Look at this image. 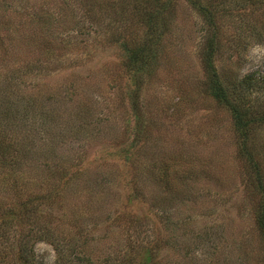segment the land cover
Masks as SVG:
<instances>
[{
    "label": "rangeland",
    "instance_id": "374dc122",
    "mask_svg": "<svg viewBox=\"0 0 264 264\" xmlns=\"http://www.w3.org/2000/svg\"><path fill=\"white\" fill-rule=\"evenodd\" d=\"M77 1L88 3L89 15ZM126 3L0 0V69L18 70L9 82L0 77L1 110L14 116L16 134L27 136L21 144L34 159L32 173L45 176L47 161L56 165L48 180L71 174L63 189L65 212L81 211L74 221L90 243L82 251L73 244L64 260L118 264L119 254L133 252L136 264L139 258L144 264H264V239L254 221L264 197L250 166L258 164L264 184V125L249 135L247 160L238 153L229 113L205 92L199 57L206 33L214 31L219 73L230 79L253 74L249 98L263 110L262 19L252 21L255 14L228 0L213 29L187 0H171L158 29L165 33L159 64L143 76L145 117L138 132L126 99L132 78L122 46L129 34L141 44L147 32ZM166 160L177 166L165 188L157 177ZM0 192L14 193L1 184ZM42 203L34 217L39 224L61 221L77 234L57 195ZM31 242L34 264H56L52 243ZM0 264H7L2 250Z\"/></svg>",
    "mask_w": 264,
    "mask_h": 264
},
{
    "label": "trees",
    "instance_id": "16d2710c",
    "mask_svg": "<svg viewBox=\"0 0 264 264\" xmlns=\"http://www.w3.org/2000/svg\"><path fill=\"white\" fill-rule=\"evenodd\" d=\"M227 1L187 0L191 8L199 14L204 24L210 28L213 27V29L214 27H218V24L222 21L223 14H226L222 3ZM236 1L239 2L240 10L242 9L243 12L247 10L251 11L260 18L255 19V15H253L252 21L262 19L260 21L261 26H258L262 29L264 27V0ZM170 2L171 0H130V3L124 5L129 7L133 14L139 15L137 21L145 25L147 32L146 39L141 44L133 41L131 34H129L122 46V50L124 51L123 65L126 66V70L132 78L130 80L131 86L127 89L126 99L128 101L129 113L136 118L134 119V127L138 132L142 128L145 117L143 114L142 100L140 98L141 87L145 82L143 76L144 74H153L159 64L158 54L161 51L162 38L165 33L158 29L164 28V14L171 11L172 5ZM78 3L77 1V7L79 6L82 8L84 14L89 15L90 10L88 9L90 6H87L88 3L86 1ZM101 3L100 1L99 4ZM43 22L46 23L45 21ZM242 22L245 23L243 17ZM46 29L47 27H45ZM206 35L207 37L199 53L204 75L203 85L206 89L205 92L229 113L233 130L238 139V153L244 155L249 160L251 159L247 143V140L250 138L249 135L250 133L252 134L255 127L264 125V109L255 107V104L249 98L254 88L253 74L244 75V77L239 79H230V77L221 76L214 62L215 55L220 48L217 40L218 35L216 33V36H214V31L208 32ZM1 42L2 48L6 49V45H4L3 41ZM154 67H156L155 70ZM17 71V69L11 71L2 67L0 69V77L2 80L9 82L15 79ZM2 107L3 105L0 103V184L5 187L7 192L11 189V193H13L12 191L14 193L12 194L13 200H11V205H8V203L12 199V196H0V251L2 250L4 252L7 264H34V262H37L36 260L34 261L35 254L30 251L32 248H28L27 245L31 240L33 241L31 243L44 240L53 244L55 252H57L56 264H67L66 260L70 259L67 258L64 260V258L69 250L73 252V244H78L81 251L85 247L90 246V243L79 234L83 226L74 221L76 219L75 216L81 218V211H77L74 215H67L65 212V208L69 203L65 202L66 193L63 192V189L72 179L70 176H66L70 173L58 172L59 175L57 177L54 176L53 181L52 178L48 180L51 177L50 171L56 165L48 164L47 161L44 164L45 172H47L45 176L40 177L39 174L32 173L28 167L34 164V159L31 155L29 156L22 151L23 145L21 144L22 141L25 143L27 136L19 137L16 134V129L11 128L12 123H14V116L6 115V109L1 110ZM48 127V123H42L41 129L48 131ZM40 140L42 142L44 141L42 146H48L47 138L44 140L41 137ZM130 155L131 152H126L125 158L129 159ZM175 166L177 164L175 165V163L168 160L165 161L163 166H160L157 179L161 185L164 183L169 187L168 185L172 183L170 173ZM250 166L254 168L257 188L261 194L263 193L264 197V184L261 170L258 164L253 163ZM28 183H33V185L29 187ZM0 193L2 194V192ZM26 193L28 195H25ZM56 195L60 199L64 220L76 228L77 234L75 236H72L70 230H66L61 221L49 224L48 221L43 220L44 223L39 224L40 219L35 220L34 218L40 204H43V201H48V199L50 200V198ZM3 198L7 202H3ZM254 221L264 239L263 203L254 211ZM32 223L35 224L33 225ZM15 227L19 228L17 229ZM119 255L123 257V261L118 264H136L134 262L136 256L133 252H123ZM141 259H138L137 264L145 263V260L143 258ZM145 259L148 260V257H145Z\"/></svg>",
    "mask_w": 264,
    "mask_h": 264
}]
</instances>
